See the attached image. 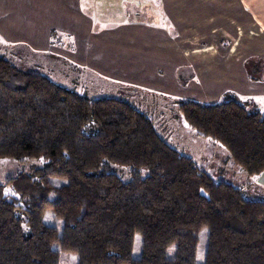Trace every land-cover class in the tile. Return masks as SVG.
<instances>
[{"label": "trees", "instance_id": "16d2710c", "mask_svg": "<svg viewBox=\"0 0 264 264\" xmlns=\"http://www.w3.org/2000/svg\"><path fill=\"white\" fill-rule=\"evenodd\" d=\"M257 61L247 60L252 80L263 72ZM178 102L192 129L224 146L226 160L253 177L264 172V112L230 94ZM158 128L128 100L91 99L0 55V163L44 159L9 178L15 194L0 182V264H61L65 252L78 264H197L205 226L204 264H264V196L215 180ZM48 210L60 225L46 222Z\"/></svg>", "mask_w": 264, "mask_h": 264}, {"label": "crops", "instance_id": "0c3cea01", "mask_svg": "<svg viewBox=\"0 0 264 264\" xmlns=\"http://www.w3.org/2000/svg\"><path fill=\"white\" fill-rule=\"evenodd\" d=\"M162 3L167 26L122 20L96 30L95 19L85 14L83 0H27V7H35L34 12L27 9V29L33 31L27 33V44L36 50H56L81 65L104 60L107 51L113 52L106 47L113 48L120 55L117 77L134 67L144 85L158 75L164 79V70L173 74L182 62L192 71L191 82L198 83L199 101L217 102L233 91L249 106H264V0ZM84 28L88 37H82ZM52 29L66 33L67 38L71 35L74 48L54 45ZM38 35H43V40ZM252 57L263 60L256 63L263 69L256 80L246 68ZM256 183L264 190V172L256 177Z\"/></svg>", "mask_w": 264, "mask_h": 264}, {"label": "rangeland", "instance_id": "374dc122", "mask_svg": "<svg viewBox=\"0 0 264 264\" xmlns=\"http://www.w3.org/2000/svg\"><path fill=\"white\" fill-rule=\"evenodd\" d=\"M83 6L86 8V16L95 19L96 30L121 23L122 20L123 22L142 20L149 24L167 26V16L163 10L162 0H83ZM27 9L33 12L35 9V7H27V0H0V55L5 56L23 70L45 74L55 83L91 99L113 97L130 101L153 118L159 127V132L171 146L182 154L193 157L198 165L208 171L215 180L230 182L247 190L251 196H264V190L255 186L256 177L247 174L238 163L226 160L228 151L221 143L201 136L184 119L178 100L199 101L200 99L196 97L198 83L191 82L189 75L192 71L182 62L175 66L173 74L171 70H164V79H160L158 75L156 78H149L147 85H144L139 74L134 72V67H128L126 72H122V75L117 77L116 74L121 71L120 55L110 47L106 48L114 53L107 51L104 54V60L88 65L78 64L69 56L61 55L62 53L53 49L36 50L27 44V33L33 34L32 30L27 29ZM31 19L30 22H33ZM87 30L84 28L81 32L82 37L89 36ZM58 31L51 36L52 43L58 48L73 49L74 42L71 35L68 34L70 38H67L66 33ZM37 37L43 40V35ZM179 65L182 67H178ZM207 86L210 87V85ZM218 89L221 91V87ZM227 94L244 102L233 91ZM225 97L219 101L225 100ZM249 107L264 112L263 105ZM43 164V158L31 161L3 159L0 163V182L7 183L6 193L15 194L13 185L8 183L9 178L23 173L30 174ZM119 173L124 180L129 179L128 168H122ZM53 182L59 186L63 181L53 180ZM45 220L47 223L60 225L52 210L46 212ZM208 240L209 228L205 226L200 230L197 264L205 263ZM141 248L142 236L137 233L134 257L140 256ZM174 251V245L169 247V256H172ZM129 261L126 258H119L116 264H130ZM61 264H78V255L65 252Z\"/></svg>", "mask_w": 264, "mask_h": 264}]
</instances>
